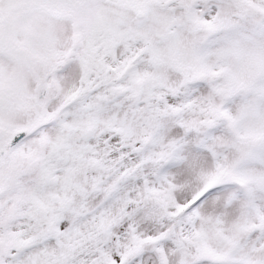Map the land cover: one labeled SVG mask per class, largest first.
<instances>
[{"label":"snow or ice","instance_id":"1","mask_svg":"<svg viewBox=\"0 0 264 264\" xmlns=\"http://www.w3.org/2000/svg\"><path fill=\"white\" fill-rule=\"evenodd\" d=\"M0 264H264V0H0Z\"/></svg>","mask_w":264,"mask_h":264}]
</instances>
